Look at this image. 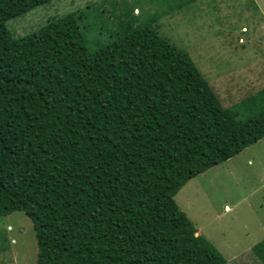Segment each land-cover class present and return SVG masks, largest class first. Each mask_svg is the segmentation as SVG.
I'll return each instance as SVG.
<instances>
[{
  "label": "trees",
  "instance_id": "obj_1",
  "mask_svg": "<svg viewBox=\"0 0 264 264\" xmlns=\"http://www.w3.org/2000/svg\"><path fill=\"white\" fill-rule=\"evenodd\" d=\"M48 1L0 0V215L30 219L36 264H223L173 196L264 136V87L223 107L155 30L168 0L137 22L84 6L11 36ZM252 251L264 264V238Z\"/></svg>",
  "mask_w": 264,
  "mask_h": 264
},
{
  "label": "rangeland",
  "instance_id": "obj_2",
  "mask_svg": "<svg viewBox=\"0 0 264 264\" xmlns=\"http://www.w3.org/2000/svg\"><path fill=\"white\" fill-rule=\"evenodd\" d=\"M49 0L10 18L12 37L88 6L107 27L126 8L136 22L163 1ZM153 23L171 45L188 53L223 107L264 87V0H193ZM159 5V6H158ZM177 207L222 255L223 264H261L252 246L264 238V136L188 179L174 194ZM30 219L20 210L0 215V264H36Z\"/></svg>",
  "mask_w": 264,
  "mask_h": 264
}]
</instances>
